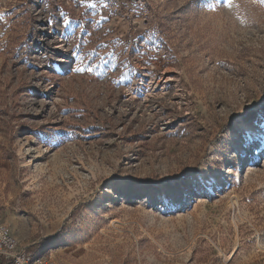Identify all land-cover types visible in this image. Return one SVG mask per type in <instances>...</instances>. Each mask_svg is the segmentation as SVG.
<instances>
[{
  "label": "rangeland",
  "instance_id": "rangeland-1",
  "mask_svg": "<svg viewBox=\"0 0 264 264\" xmlns=\"http://www.w3.org/2000/svg\"><path fill=\"white\" fill-rule=\"evenodd\" d=\"M42 2L0 0V227L59 264H264V0Z\"/></svg>",
  "mask_w": 264,
  "mask_h": 264
},
{
  "label": "built area",
  "instance_id": "built-area-1",
  "mask_svg": "<svg viewBox=\"0 0 264 264\" xmlns=\"http://www.w3.org/2000/svg\"><path fill=\"white\" fill-rule=\"evenodd\" d=\"M32 251L22 246L7 227H0V257L9 264H59L53 255L35 256Z\"/></svg>",
  "mask_w": 264,
  "mask_h": 264
},
{
  "label": "snow or ice",
  "instance_id": "snow-or-ice-1",
  "mask_svg": "<svg viewBox=\"0 0 264 264\" xmlns=\"http://www.w3.org/2000/svg\"><path fill=\"white\" fill-rule=\"evenodd\" d=\"M30 2H34L36 7H43V2L42 0H30ZM203 0H195V5L197 7H199L202 4ZM228 3L231 4V0H228ZM58 7V6H57ZM118 15L122 14V13H117ZM127 19H131V17H128ZM46 23V22H45ZM66 23V21L61 20V26H63V24ZM61 35H63V33H61ZM56 48L62 49L63 45H55ZM55 62V61H53ZM84 69L77 67L76 71L80 72L83 71ZM91 68H88L87 71H91ZM260 123L261 122H257L256 124V128L258 129L257 132L253 133L252 129H247L244 133V141L245 143L249 142V137L251 136L253 138V142H255V140H259L260 143L257 144V147H260L261 145H264V128H260ZM251 146V145H249ZM204 179H210V177L205 176Z\"/></svg>",
  "mask_w": 264,
  "mask_h": 264
},
{
  "label": "bare ground",
  "instance_id": "bare-ground-1",
  "mask_svg": "<svg viewBox=\"0 0 264 264\" xmlns=\"http://www.w3.org/2000/svg\"><path fill=\"white\" fill-rule=\"evenodd\" d=\"M208 170H209V169H208L207 167H203L202 172L200 173V175H201L202 177L205 176V175L207 174V172H209ZM205 180H206V179H205ZM205 180H204L203 182H205ZM209 192H210V193H213V192H215V189H213V187L210 186V187H209ZM110 198L113 199V196H111Z\"/></svg>",
  "mask_w": 264,
  "mask_h": 264
},
{
  "label": "crops",
  "instance_id": "crops-1",
  "mask_svg": "<svg viewBox=\"0 0 264 264\" xmlns=\"http://www.w3.org/2000/svg\"><path fill=\"white\" fill-rule=\"evenodd\" d=\"M0 264H9L6 260L0 257Z\"/></svg>",
  "mask_w": 264,
  "mask_h": 264
},
{
  "label": "trees",
  "instance_id": "trees-1",
  "mask_svg": "<svg viewBox=\"0 0 264 264\" xmlns=\"http://www.w3.org/2000/svg\"><path fill=\"white\" fill-rule=\"evenodd\" d=\"M50 244L48 243L46 246L48 247ZM35 256H37V254H35Z\"/></svg>",
  "mask_w": 264,
  "mask_h": 264
}]
</instances>
